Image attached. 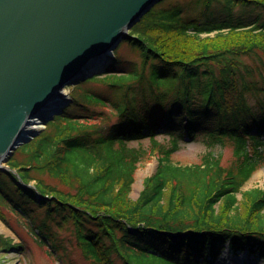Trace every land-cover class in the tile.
Masks as SVG:
<instances>
[{
	"label": "trees",
	"instance_id": "obj_1",
	"mask_svg": "<svg viewBox=\"0 0 264 264\" xmlns=\"http://www.w3.org/2000/svg\"><path fill=\"white\" fill-rule=\"evenodd\" d=\"M204 1L227 13L205 20L178 13L169 23L147 13L104 71L74 87L76 112L54 116L19 148L23 158L0 170V207L37 228L39 245L63 256L53 221L72 224L91 264H212L225 247L264 260V188L242 191L264 161V0ZM107 104L116 121L93 123ZM197 139L208 148L201 163H173L181 144ZM226 146L227 166L214 153ZM150 156L157 169L133 200L135 171Z\"/></svg>",
	"mask_w": 264,
	"mask_h": 264
},
{
	"label": "water",
	"instance_id": "obj_2",
	"mask_svg": "<svg viewBox=\"0 0 264 264\" xmlns=\"http://www.w3.org/2000/svg\"><path fill=\"white\" fill-rule=\"evenodd\" d=\"M161 1L0 0V163L27 142L23 127L65 82L108 61Z\"/></svg>",
	"mask_w": 264,
	"mask_h": 264
},
{
	"label": "rangeland",
	"instance_id": "obj_3",
	"mask_svg": "<svg viewBox=\"0 0 264 264\" xmlns=\"http://www.w3.org/2000/svg\"><path fill=\"white\" fill-rule=\"evenodd\" d=\"M223 1V0H222ZM224 2V1H223ZM204 0H164L162 3L158 4L153 8V12L156 14V18L160 22L169 23L172 21L173 17L179 16L182 19H197L205 20L207 18L217 17L219 14H225L227 11L214 2L211 8L206 7ZM224 9V10H223ZM207 11V12H206ZM144 17V16H143ZM142 17V18H143ZM141 18V19H142ZM141 19L138 21L140 22ZM137 22V23H138ZM136 23V24H137ZM213 34H210L212 36ZM204 37V36H203ZM111 56V55H109ZM106 60L103 63L98 62L94 66H89L79 73V75H90L97 74V71L105 69ZM105 64V66H104ZM82 79V78H80ZM83 83L84 80H67L66 86L57 92L66 93L62 97L61 106L58 107L60 112L70 109L71 112H76L75 108L70 105L71 96L74 94V87L78 83ZM85 86H93L92 83L85 84ZM99 93L103 97H111V92L108 87H99ZM61 96V95H60ZM71 97V98H70ZM99 117L93 123L101 124L102 126H109L116 121V116L109 104L103 108L97 110ZM35 119V120H34ZM34 120V121H33ZM51 120V119H50ZM49 120L43 121V119L34 118L29 119L28 129L30 132H34L33 135L28 136L26 143H21L18 147L8 156L4 163L0 166L2 168L6 167V164L14 156L16 159H22L23 156L20 153L19 148L29 143L33 138L38 136L41 131L44 130L46 123ZM92 124V121H90ZM162 140L165 145L168 144L166 138H158ZM136 142H130L131 146H135ZM143 147L147 148L149 141L147 139L143 140ZM208 150L207 145L202 139H197L194 142L182 143L180 149L172 155V161L175 164L186 166L200 164L202 158L206 151ZM264 150V149H263ZM215 154H221V164L230 165L232 162V150L229 146L223 148V150L218 147L214 149ZM157 169V161L154 156L146 157L142 162L138 164V167L134 174V183L132 185L130 198L135 200L143 185V181L146 177H149ZM41 181L53 185L56 188L64 191H71L72 188L65 181H58L51 179L49 176L41 175ZM34 181L30 182L33 185ZM264 188V161L260 163L258 170L254 173L251 179L242 187V191H248L251 189H263ZM240 199V196L238 195ZM0 212L4 217V222L0 218V239L8 243V245L0 244V264H91L90 260L84 255L83 250L78 246L74 232L72 230V224L68 223L61 228H55L56 222L50 221L49 226L51 231L55 233V242L62 245L64 252L59 250L58 252L63 254L59 257L56 253L50 251V246L45 247L38 244V239L31 233L33 232L29 226L28 220H22L15 212H12L7 206L1 204ZM264 213V210H263ZM30 229V230H29ZM51 253V254H50ZM136 264H142L139 261H135ZM121 264V262L119 263ZM215 264H264V260L260 259L258 255H252L247 252H233L228 249H224L220 252L219 256L215 260Z\"/></svg>",
	"mask_w": 264,
	"mask_h": 264
},
{
	"label": "bare ground",
	"instance_id": "obj_4",
	"mask_svg": "<svg viewBox=\"0 0 264 264\" xmlns=\"http://www.w3.org/2000/svg\"><path fill=\"white\" fill-rule=\"evenodd\" d=\"M146 15V14H145ZM144 15V16H145ZM113 53V51L111 52V53H109L108 55H111ZM109 59V58H108ZM101 63H103V62H101ZM106 64V63H105ZM104 64V65H105ZM85 74H83V75H79V74H77V76H75V80H76V82L77 81H79V80H82V79H84L85 78ZM80 78H82V79H80ZM61 95V96H60ZM66 95V93H59V96L56 94L55 96H54V98L48 103V106L46 107V108H43L40 112H39V114H38V116H37V118L39 117V119H44V118H46L47 117V115L49 114H52L53 112H52V110L55 108V107H57V105L59 106V104H61V102H62V97L63 96H65ZM35 120V119H34ZM33 120V121H34ZM29 121V120H28ZM31 130L30 129H28V122H27V124L23 127V129H22V131H21V138L23 139H25V138H28V136H31V135H33V133L34 132H30ZM18 147V146H17ZM16 147V148H17ZM15 148V149H16ZM4 163V161L3 162H1L0 163V166L2 165Z\"/></svg>",
	"mask_w": 264,
	"mask_h": 264
}]
</instances>
